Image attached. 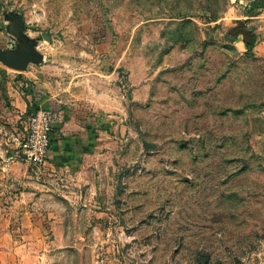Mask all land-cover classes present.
<instances>
[{"label": "rangeland", "instance_id": "374dc122", "mask_svg": "<svg viewBox=\"0 0 264 264\" xmlns=\"http://www.w3.org/2000/svg\"><path fill=\"white\" fill-rule=\"evenodd\" d=\"M0 33L37 54L32 70L102 72L117 141L125 128L131 142L99 224L65 230L46 264H264V0H0Z\"/></svg>", "mask_w": 264, "mask_h": 264}, {"label": "crops", "instance_id": "0c3cea01", "mask_svg": "<svg viewBox=\"0 0 264 264\" xmlns=\"http://www.w3.org/2000/svg\"><path fill=\"white\" fill-rule=\"evenodd\" d=\"M23 35L17 27L11 36L16 47L29 43ZM6 41L0 33V50L13 52L7 50ZM254 53L264 55V47ZM38 62H43L39 69L27 64L26 71L15 74L0 58V197H14L0 214V264H46L56 249L72 243L65 230L82 224L96 227L100 220L93 215L104 213L97 203L111 189L107 182L114 180L115 169L133 161L125 128H120L117 141L115 102L98 87L104 74L91 67L96 74L79 78L82 73L72 64L63 68L46 59ZM34 105L60 110L63 115L51 131L45 171L38 175L22 170L27 164L17 143L6 142L9 123H20L21 131L22 119ZM9 184L18 186L16 192L7 188ZM46 229L53 235L50 241L45 239Z\"/></svg>", "mask_w": 264, "mask_h": 264}, {"label": "built area", "instance_id": "2783aa9c", "mask_svg": "<svg viewBox=\"0 0 264 264\" xmlns=\"http://www.w3.org/2000/svg\"><path fill=\"white\" fill-rule=\"evenodd\" d=\"M62 119L60 110L36 106L26 117L22 130L12 137L18 145L22 160L28 163L37 174L45 171L51 131L62 122Z\"/></svg>", "mask_w": 264, "mask_h": 264}, {"label": "water", "instance_id": "95a60500", "mask_svg": "<svg viewBox=\"0 0 264 264\" xmlns=\"http://www.w3.org/2000/svg\"><path fill=\"white\" fill-rule=\"evenodd\" d=\"M44 38H49L48 34H43ZM2 61L10 68L24 70L29 62L37 61V54L28 52H9L0 50Z\"/></svg>", "mask_w": 264, "mask_h": 264}, {"label": "trees", "instance_id": "16d2710c", "mask_svg": "<svg viewBox=\"0 0 264 264\" xmlns=\"http://www.w3.org/2000/svg\"><path fill=\"white\" fill-rule=\"evenodd\" d=\"M254 40L253 37H251L248 40H244L245 46L247 47V52H249L250 54H252V48L254 46ZM36 107V106H35ZM147 146V145H146Z\"/></svg>", "mask_w": 264, "mask_h": 264}]
</instances>
